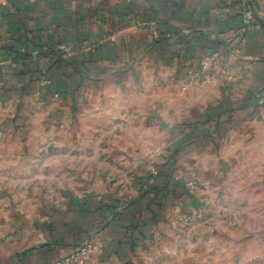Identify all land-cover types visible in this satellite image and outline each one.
<instances>
[{
  "label": "crops",
  "instance_id": "obj_1",
  "mask_svg": "<svg viewBox=\"0 0 264 264\" xmlns=\"http://www.w3.org/2000/svg\"><path fill=\"white\" fill-rule=\"evenodd\" d=\"M243 2L0 0V264L86 239L87 264H264L263 25L219 68Z\"/></svg>",
  "mask_w": 264,
  "mask_h": 264
},
{
  "label": "built area",
  "instance_id": "obj_2",
  "mask_svg": "<svg viewBox=\"0 0 264 264\" xmlns=\"http://www.w3.org/2000/svg\"><path fill=\"white\" fill-rule=\"evenodd\" d=\"M242 6V26L236 31L233 38L229 40L233 43V50L229 55L227 61H224L219 66L221 73L227 79H232L233 77L230 60L232 57L236 56L239 53V46L242 43L247 30L255 23L259 25L262 24L264 27V21L259 17L252 0H244ZM152 34L155 38H158L160 35L159 31L155 27L152 28ZM59 48L66 55H70L72 53L70 48L65 44H61ZM22 51L25 52L26 49H23ZM32 55L38 56L40 55V51L35 50L32 52ZM216 61H218L217 53L207 54L201 60L202 68H207L214 64ZM36 77L43 85H49L51 83L50 78L44 72L38 73ZM207 79H211V76H207ZM151 170L153 173L157 172V168L155 166H152ZM187 187L192 194H198V192L200 191L198 180L189 181L187 183ZM199 218V212H187L180 204H175L172 209V224L177 228H182L188 224H194L195 222L199 221ZM94 250L95 242L92 239H86L68 256L58 261L57 264H87L92 259Z\"/></svg>",
  "mask_w": 264,
  "mask_h": 264
},
{
  "label": "rangeland",
  "instance_id": "obj_3",
  "mask_svg": "<svg viewBox=\"0 0 264 264\" xmlns=\"http://www.w3.org/2000/svg\"><path fill=\"white\" fill-rule=\"evenodd\" d=\"M2 182V181H1ZM3 183H5V182H3ZM1 186H3V185H1ZM3 187H5V188H9V186H3ZM17 188V187H16Z\"/></svg>",
  "mask_w": 264,
  "mask_h": 264
}]
</instances>
